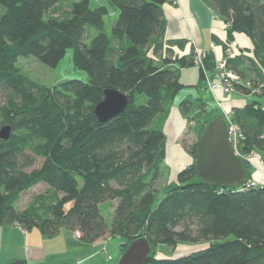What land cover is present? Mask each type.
Wrapping results in <instances>:
<instances>
[{
    "label": "trees",
    "instance_id": "16d2710c",
    "mask_svg": "<svg viewBox=\"0 0 264 264\" xmlns=\"http://www.w3.org/2000/svg\"><path fill=\"white\" fill-rule=\"evenodd\" d=\"M106 1L118 16L110 33L105 31L109 8H93L91 0H73L64 17L58 15L60 0H0L6 8L0 18V128L12 129L9 140L0 138V227L38 228L51 238L69 229L88 244L119 237L125 241L123 253L132 241L146 237L153 250L148 264H264L263 183L207 186L191 164L162 195L156 188L167 136L155 120L186 86L180 82L181 70L196 66L199 80L206 83V75L216 71L214 55L204 50L198 62L194 45L184 55L177 49L185 48L186 40L166 39L163 5L175 0ZM203 1L225 21L226 41L243 33L254 43L252 57L243 51L227 60V68L246 79L248 70L255 85L264 82V0ZM89 26L98 34L88 45ZM71 48L75 68L87 72L88 82L72 79L47 86L17 66L20 57L34 56L56 67ZM106 89L126 94L128 105L101 122L95 107ZM235 90L264 92L241 85ZM143 96L146 101H139ZM195 104L189 99L180 103L188 120L197 109L207 112L205 103ZM234 110L245 135L241 153L257 152L264 162V107L249 103ZM217 112L195 119L192 128L199 136ZM196 148L185 146L192 155ZM39 159L41 166L31 169ZM244 161L251 179L254 168ZM39 183L51 190L17 210L21 194ZM107 202L110 216L101 208ZM179 244L207 246L177 258L155 254L160 245Z\"/></svg>",
    "mask_w": 264,
    "mask_h": 264
},
{
    "label": "crops",
    "instance_id": "0c3cea01",
    "mask_svg": "<svg viewBox=\"0 0 264 264\" xmlns=\"http://www.w3.org/2000/svg\"><path fill=\"white\" fill-rule=\"evenodd\" d=\"M95 5L96 7L105 5L113 17L116 15L106 0H98ZM163 10L166 18V39H184L188 42L185 48L177 49L180 53L188 55L191 45H194L202 51H211L215 57V62L218 61L224 53L223 44L228 39L227 28L225 21L207 3L203 0H175L174 4H164ZM234 41L237 42L242 52L253 56L254 43L250 37L243 33H235ZM213 44H215V48L212 47ZM247 74L249 75L248 79L254 78V75L248 70ZM188 84L189 89L183 90L185 92L180 90L168 111L160 114L155 120V125L162 127L167 136L165 161L170 167L169 169L174 170L172 180L177 177L178 172L193 163L181 144L185 133L188 131V119L181 111L180 103L184 99H189L194 103L203 102L206 104L205 108H208V96L211 97L212 94L206 83L199 80V76L197 81ZM180 92L185 93V95L183 98L180 95L179 100H177ZM204 94H207V97ZM214 96L220 108L219 103L224 100V97L221 93H216ZM249 103H258L264 107V92L261 95H247L235 90L230 95V99L222 102L225 107L227 106L226 108L233 107L234 109L243 108ZM253 177L264 184V168L255 167ZM64 231H67L68 234H66L67 237L63 246L55 248L52 242L57 239L59 234L51 239V237L45 236L40 229L36 232L35 229L27 231L18 225H3L0 227V260L7 258L6 264L14 260H23L26 264H61L67 262L62 260L70 258L75 251L76 256L69 259L74 260L71 262L89 264L90 260L98 256L101 257L100 250L104 254L109 250L108 248L104 249L109 241L108 238H101L88 244L77 238L72 230L63 229L60 233ZM120 252L123 254L122 245ZM115 255L116 252L111 259L105 260L103 263L113 264ZM103 257L102 259H105Z\"/></svg>",
    "mask_w": 264,
    "mask_h": 264
},
{
    "label": "rangeland",
    "instance_id": "374dc122",
    "mask_svg": "<svg viewBox=\"0 0 264 264\" xmlns=\"http://www.w3.org/2000/svg\"><path fill=\"white\" fill-rule=\"evenodd\" d=\"M97 1L98 0H91V6L93 8L96 7L95 4L97 3ZM59 3H60V5H58V7H57L58 8V15L64 17L66 14H68V11H70L73 0H60ZM5 12H6V8L0 4V18ZM117 17L118 16L113 17V15L111 14V11L109 10V14L105 16V31L106 32L110 33L111 26L114 23V21L117 19ZM45 18L47 19L48 15H46ZM97 34H98V32L95 28H93L91 26L87 27V31H86L87 37L85 40L86 44L89 45L91 40ZM73 54H74V49H72V48L68 49L65 57L60 61V63L56 67H50V66L42 63L41 61H39L34 56L20 57L17 61V66L29 78H31L32 80H34L38 83H41V84H44L47 86H55V85L60 84L61 82H64L67 80H72V79L88 82L89 76H88L87 72L75 68L74 63H73ZM198 74H199V70L196 66L189 67V68L183 69V71H181L180 82L182 84L186 85L185 87H183L184 89L183 88L181 89L182 92H185L183 90L189 89L188 83H194L195 81H197V78L199 76ZM206 86H207V83H206ZM185 88H187V89H185ZM180 95H182L181 98H183L185 93L180 92L178 97H177V100H179ZM204 96L207 97V94H204ZM208 98H209L208 99L209 107L208 108L206 107L207 112L203 113V111H202L203 109L202 110L197 109L196 110L197 112L194 113V114H196V116L192 120L196 121L198 119H202V118L206 117L207 113L214 111L215 108H216V110H218V112L222 113V109L219 108V106L217 105L216 98H215L214 94L212 93L211 97L208 96ZM139 101L145 102L146 97L143 96ZM223 102H225V101H223ZM199 104L200 103L197 102L195 104V107L198 108ZM198 136H199L198 131L197 130L195 131L192 128L191 122H190V120H188V131H187V133H185V135L181 141V144H182L185 152L192 159V162L194 161L193 160L194 155L189 154V152L185 149V146L192 148L194 146V144H197ZM42 161H43L42 159H39L37 164L34 167H32L31 169L40 167L42 164ZM169 168L170 167L168 166L167 162L165 161L164 166H162V170L160 172V177H159L157 185H156V188L158 189L159 195H162L164 190L168 186V184L173 182L174 179H176V177H175L172 180V177L174 175L173 174L174 170L169 169ZM50 190H51V188L47 184L39 183L36 186H34L33 188L29 189L28 191L22 193L19 201L15 204L17 210L20 211V210H24V209L28 208L32 204V202L34 201L35 197H37L39 195L47 194V192ZM66 207L68 208L69 204ZM101 208H102L103 212L106 214V216H110L109 214H110V211L112 212V205H110L107 202V203H104ZM34 229L36 230V232H37V230H39L38 228H34ZM73 232H74V234L76 233V231H73ZM66 234H68L67 231H64L63 233H59L57 239L52 242V245L55 248L63 246V244H64L63 242H65V238L67 237ZM108 240H109L108 243L104 247V249L105 248L109 249L108 252L104 254L100 250L99 253L102 254L101 257L98 256L97 258L90 260L88 262L89 264H104L103 262H105V260L111 259L115 252H116V255L114 256L115 260H114L113 264H119L120 258L122 256V252H120L121 245L125 241L119 237H109ZM206 246H207V244H179L176 247L171 248V247L166 246V245H160V246H158V249L155 251V254L159 258L178 257V256L187 255V254H190L192 252L202 250ZM104 255H106V256L103 257ZM75 256H76L75 251H73V255L70 258H68L67 260H62V261H67V262H62V263H73L71 261H74V260H69V259H73ZM102 257L105 259H102ZM2 259L0 260V264H6L7 258H4L3 260ZM8 259H9V256H8ZM74 263H77V262H74Z\"/></svg>",
    "mask_w": 264,
    "mask_h": 264
},
{
    "label": "water",
    "instance_id": "95a60500",
    "mask_svg": "<svg viewBox=\"0 0 264 264\" xmlns=\"http://www.w3.org/2000/svg\"><path fill=\"white\" fill-rule=\"evenodd\" d=\"M104 94V99L95 107V114L101 122L123 113L128 105V97L121 91L106 89ZM11 133L9 125L0 128L2 140H9ZM193 160L196 177L204 185L237 187L249 180L245 161L235 153L229 142L228 122L221 112L212 115L205 124ZM152 252L148 239L138 238L128 245L119 264H148Z\"/></svg>",
    "mask_w": 264,
    "mask_h": 264
},
{
    "label": "built area",
    "instance_id": "2783aa9c",
    "mask_svg": "<svg viewBox=\"0 0 264 264\" xmlns=\"http://www.w3.org/2000/svg\"><path fill=\"white\" fill-rule=\"evenodd\" d=\"M224 53L218 59L216 71L213 76L206 75L207 88L213 94L221 93L224 97V100L230 99V95L235 91V86L241 85L253 91V93H261L264 89V82L258 81V84L255 85L252 80L243 78L237 72L227 68V60L239 56L242 52L236 41H225L224 42ZM215 48V44L212 45ZM198 52V62L203 57V51L197 49ZM222 101V102H223ZM219 103L220 108L222 109V114L225 116L228 126H229V142L235 151V153L250 163V165L255 168L261 166L264 168V162L261 155L257 152H252L250 155H243L241 152L242 142L245 138L244 133L240 129L238 123L235 121V110L233 107L226 108L223 104ZM192 127L196 125L194 120H190ZM254 174V173H253ZM250 185L255 186L257 183H260L253 176L247 181ZM77 238H80V233H75Z\"/></svg>",
    "mask_w": 264,
    "mask_h": 264
}]
</instances>
